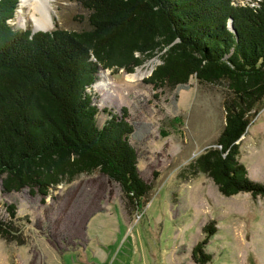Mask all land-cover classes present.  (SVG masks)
<instances>
[{"label":"trees","instance_id":"16d2710c","mask_svg":"<svg viewBox=\"0 0 264 264\" xmlns=\"http://www.w3.org/2000/svg\"><path fill=\"white\" fill-rule=\"evenodd\" d=\"M75 1L88 11V28L32 32L9 22L19 0H0L2 193L28 188L45 197L61 182L97 170L119 186L128 213L140 207L151 185L138 172L127 108H103L108 117L99 125L89 88L99 70L132 73L158 56L144 79L154 90L195 77L225 82L230 92L215 146L187 166L190 173L206 174L226 197L264 196V185L249 178L238 158V141L264 99V0ZM6 210L0 236L12 239L14 204ZM202 244L193 252L197 261L207 257Z\"/></svg>","mask_w":264,"mask_h":264},{"label":"rangeland","instance_id":"374dc122","mask_svg":"<svg viewBox=\"0 0 264 264\" xmlns=\"http://www.w3.org/2000/svg\"><path fill=\"white\" fill-rule=\"evenodd\" d=\"M20 2L9 22L32 30ZM52 7L50 30L88 28V11L77 1L53 0ZM159 63L155 56L132 73L99 70L89 88L101 110L99 125L108 117L103 108H127L138 172L151 185L142 205L128 213L119 186L97 170L61 182L45 197L28 188L5 194L0 187V220L8 221L6 206L14 204L17 234L0 236V264H264V196L226 197L206 174L187 169L215 146L225 123L227 84L191 77L154 90L144 79ZM133 73L142 77L129 78ZM238 144L249 178L264 185V99ZM200 242L203 261L193 257Z\"/></svg>","mask_w":264,"mask_h":264},{"label":"bare ground","instance_id":"6f19581e","mask_svg":"<svg viewBox=\"0 0 264 264\" xmlns=\"http://www.w3.org/2000/svg\"><path fill=\"white\" fill-rule=\"evenodd\" d=\"M20 3L22 7H27V14L34 29L50 30L53 27V0H21ZM22 7L18 9L19 13L22 12ZM21 21L25 24L26 18L21 19ZM128 77L139 79L142 77V74L133 73L129 74Z\"/></svg>","mask_w":264,"mask_h":264},{"label":"water","instance_id":"95a60500","mask_svg":"<svg viewBox=\"0 0 264 264\" xmlns=\"http://www.w3.org/2000/svg\"><path fill=\"white\" fill-rule=\"evenodd\" d=\"M36 31H49V30H36V29H32V32H36ZM152 72V71H151ZM151 74V73H150Z\"/></svg>","mask_w":264,"mask_h":264}]
</instances>
